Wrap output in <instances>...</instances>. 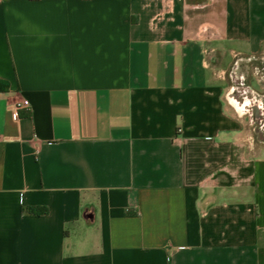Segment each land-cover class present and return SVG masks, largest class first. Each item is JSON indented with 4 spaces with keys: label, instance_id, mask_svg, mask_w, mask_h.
<instances>
[{
    "label": "crops",
    "instance_id": "0c3cea01",
    "mask_svg": "<svg viewBox=\"0 0 264 264\" xmlns=\"http://www.w3.org/2000/svg\"><path fill=\"white\" fill-rule=\"evenodd\" d=\"M263 45L264 0H0V264H264Z\"/></svg>",
    "mask_w": 264,
    "mask_h": 264
},
{
    "label": "rangeland",
    "instance_id": "374dc122",
    "mask_svg": "<svg viewBox=\"0 0 264 264\" xmlns=\"http://www.w3.org/2000/svg\"><path fill=\"white\" fill-rule=\"evenodd\" d=\"M238 57L226 71L227 87L232 90L237 102L242 104L248 100L238 113L243 117L245 132L252 134L257 145H264V120L261 115L264 108V45L250 57ZM255 105L261 107L256 112Z\"/></svg>",
    "mask_w": 264,
    "mask_h": 264
},
{
    "label": "trees",
    "instance_id": "16d2710c",
    "mask_svg": "<svg viewBox=\"0 0 264 264\" xmlns=\"http://www.w3.org/2000/svg\"><path fill=\"white\" fill-rule=\"evenodd\" d=\"M8 88V84L6 81L0 79V91H5ZM28 212L34 214H44L47 212V208L45 207H29L27 209Z\"/></svg>",
    "mask_w": 264,
    "mask_h": 264
},
{
    "label": "flooded vegetation",
    "instance_id": "af4514ba",
    "mask_svg": "<svg viewBox=\"0 0 264 264\" xmlns=\"http://www.w3.org/2000/svg\"><path fill=\"white\" fill-rule=\"evenodd\" d=\"M232 94H233L232 91H230V92H229V95H228L230 102L233 104V106H234L238 111L242 110V109H243V106H245V105L248 104V100L246 99L247 102H246V100H245V101L241 104V103L237 102V100L233 97ZM259 108H261V107L259 106ZM259 108H258V110H259ZM262 111H264V108H263ZM262 117H263V115H262ZM263 120H264V118H263Z\"/></svg>",
    "mask_w": 264,
    "mask_h": 264
},
{
    "label": "built area",
    "instance_id": "2783aa9c",
    "mask_svg": "<svg viewBox=\"0 0 264 264\" xmlns=\"http://www.w3.org/2000/svg\"><path fill=\"white\" fill-rule=\"evenodd\" d=\"M27 104H28V101L25 100V99H23V100H21V101L14 102V103L12 104L13 112H14V113H17V111H18V109H19L20 107L26 106Z\"/></svg>",
    "mask_w": 264,
    "mask_h": 264
},
{
    "label": "bare ground",
    "instance_id": "6f19581e",
    "mask_svg": "<svg viewBox=\"0 0 264 264\" xmlns=\"http://www.w3.org/2000/svg\"><path fill=\"white\" fill-rule=\"evenodd\" d=\"M246 102H247V100H246ZM258 108H259V105H255V112L258 110ZM261 115H263V118H264V111H262Z\"/></svg>",
    "mask_w": 264,
    "mask_h": 264
}]
</instances>
